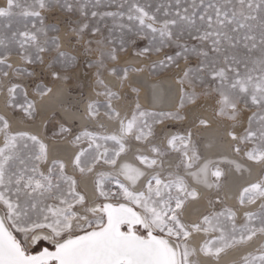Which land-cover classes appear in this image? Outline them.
Wrapping results in <instances>:
<instances>
[{
    "label": "snow or ice",
    "instance_id": "obj_1",
    "mask_svg": "<svg viewBox=\"0 0 264 264\" xmlns=\"http://www.w3.org/2000/svg\"><path fill=\"white\" fill-rule=\"evenodd\" d=\"M0 264H264V0H0Z\"/></svg>",
    "mask_w": 264,
    "mask_h": 264
}]
</instances>
